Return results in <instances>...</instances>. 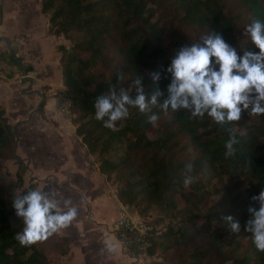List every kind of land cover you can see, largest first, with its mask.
Instances as JSON below:
<instances>
[{"label": "trees", "instance_id": "trees-1", "mask_svg": "<svg viewBox=\"0 0 264 264\" xmlns=\"http://www.w3.org/2000/svg\"><path fill=\"white\" fill-rule=\"evenodd\" d=\"M48 32L56 39L66 93L75 105V130L97 156L99 167L117 183L119 198L145 214L161 209L170 219L149 236L151 264H264L246 232L252 200L264 190V115L242 112L232 129L239 143L234 156H225L229 138L207 115L164 113L153 126L138 109L129 108L117 131L95 118L96 97L115 85L127 88L142 78L146 95L153 86L148 73L160 71L159 86L167 94L170 76L164 71L181 47L199 42L209 31L219 33L238 54L251 44L245 29L253 19L264 22V0H40ZM7 77L32 65L10 50H0ZM123 73V81L118 76ZM161 98V102H162ZM18 133L0 106V264H65L70 238L54 234L22 247L16 233L23 223L12 207L13 194L37 188L25 184L29 163L20 159L16 178H6L4 160L17 156ZM192 163L195 181L182 184L185 165ZM137 208V209H136ZM180 214L177 215L176 212ZM232 216L240 231L233 233L223 219ZM178 217V218H177Z\"/></svg>", "mask_w": 264, "mask_h": 264}, {"label": "crops", "instance_id": "crops-1", "mask_svg": "<svg viewBox=\"0 0 264 264\" xmlns=\"http://www.w3.org/2000/svg\"><path fill=\"white\" fill-rule=\"evenodd\" d=\"M21 2L0 0V50L13 51L24 64L32 65L27 73L0 80V106L5 107L18 133L16 158L29 163L28 181L34 179L37 188L55 191L78 208L77 218L60 232L70 238L65 264H139L113 233L121 200L117 184L100 170L97 156L76 133L56 39L51 50L40 44L41 36L51 35L48 18L40 34L20 30L14 6ZM24 137L35 155L20 154ZM44 146L54 147L57 155L45 152ZM108 244L114 250L109 251Z\"/></svg>", "mask_w": 264, "mask_h": 264}, {"label": "clouds", "instance_id": "clouds-1", "mask_svg": "<svg viewBox=\"0 0 264 264\" xmlns=\"http://www.w3.org/2000/svg\"><path fill=\"white\" fill-rule=\"evenodd\" d=\"M245 32L251 44L259 49L258 53L245 48L240 55L221 34L209 31L199 42L181 47L174 53L164 70L170 76L166 95L159 86L161 72H150L153 86L150 95H146L140 77L132 82L134 97L127 88L117 89L113 85L107 93L96 97L95 118L102 121L104 127L117 131V123L128 118L130 107L146 115L147 122L153 126L159 119L153 112L157 107L165 114L187 111L190 119H203L207 115L221 128L227 126L229 138L225 143V156H234L239 141L232 130L233 122L239 121L244 111L251 117L264 115V22L253 19ZM123 79L121 72L118 81ZM192 172V163L186 164L182 178L184 188L194 183ZM13 196L12 207L23 223V229L16 233L15 239L22 247L60 233L78 216V208L72 200L58 196L55 191L35 188L21 193L18 190ZM252 200L259 207L258 210L248 208L251 218L247 220L245 230L251 234L254 248L264 252V190ZM223 219L233 233L240 231L239 222L232 216ZM107 248L114 250L111 244Z\"/></svg>", "mask_w": 264, "mask_h": 264}, {"label": "rangeland", "instance_id": "rangeland-1", "mask_svg": "<svg viewBox=\"0 0 264 264\" xmlns=\"http://www.w3.org/2000/svg\"><path fill=\"white\" fill-rule=\"evenodd\" d=\"M36 1L37 2H35V1L32 2V1L28 0L27 2H25V0H22V2L20 4H16L14 6L15 7V13L17 14L16 16L18 17V24L17 25H18L20 30L32 29V30H35L36 32L39 33V29L43 27V22L45 24L47 17L43 12H41L40 4H39L40 1L39 0H36ZM40 38H41V40H40L41 46L43 48H45L46 50H51L55 37H53L52 35H48V36L44 35V37L41 36ZM61 41H64L68 45L71 44L69 40H66V39L61 38V37L59 39L55 40V42L57 44ZM1 66H2V64H1ZM1 69H2V67H1ZM2 73L4 75H2V76L0 75V80L5 81L8 79H11V77H7L4 72H2ZM70 102L71 103L68 105V110H69V113L72 114V118H73L75 105L73 104V102L71 100H70ZM25 139L26 138L24 137L23 138V144L20 147V154L28 153V154H34L35 155L36 151L33 148L26 146V144H25L26 140ZM43 150L45 152H50V153H53L54 155H57L56 149L54 147L44 146ZM19 160H20V158H16V156L13 158L4 160L5 165L3 167V171L6 173V175H5L6 178H8V179H15L16 178L15 174H16V170L18 168ZM25 175H27V177H28L27 171H26ZM29 182H30V180L28 181L27 178L25 177V184H28ZM131 209L135 210V208H132V207H131ZM176 213H177V215L180 214L178 211ZM141 214L150 218L151 220L158 219V221L156 223L158 229L165 227V225L168 224V221L170 219V217L166 216L165 213L159 208L158 209L153 208L150 211L146 212L145 214H143V213H141Z\"/></svg>", "mask_w": 264, "mask_h": 264}, {"label": "built area", "instance_id": "built-area-1", "mask_svg": "<svg viewBox=\"0 0 264 264\" xmlns=\"http://www.w3.org/2000/svg\"><path fill=\"white\" fill-rule=\"evenodd\" d=\"M1 67L0 61V75L2 76L4 74ZM154 229L155 225L150 218L132 210L124 201L118 202V217L114 224V236L132 259L139 264L151 263L155 258L149 248V236Z\"/></svg>", "mask_w": 264, "mask_h": 264}]
</instances>
